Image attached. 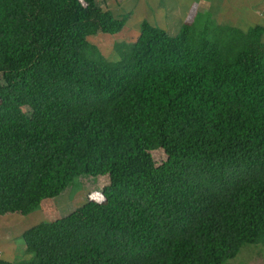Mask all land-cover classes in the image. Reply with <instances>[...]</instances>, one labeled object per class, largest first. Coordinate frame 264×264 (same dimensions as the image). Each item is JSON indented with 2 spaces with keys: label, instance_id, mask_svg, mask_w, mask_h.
Listing matches in <instances>:
<instances>
[{
  "label": "trees",
  "instance_id": "1",
  "mask_svg": "<svg viewBox=\"0 0 264 264\" xmlns=\"http://www.w3.org/2000/svg\"><path fill=\"white\" fill-rule=\"evenodd\" d=\"M127 19L97 0H0V215L110 176L102 200L22 233L27 264H226L264 241V26L218 41L144 21L111 61L95 41Z\"/></svg>",
  "mask_w": 264,
  "mask_h": 264
},
{
  "label": "rangeland",
  "instance_id": "2",
  "mask_svg": "<svg viewBox=\"0 0 264 264\" xmlns=\"http://www.w3.org/2000/svg\"><path fill=\"white\" fill-rule=\"evenodd\" d=\"M97 5L104 9L112 8L119 17L128 15L126 26L119 33L103 35L108 38L107 41L103 39L100 45L96 44L111 61L130 56L144 21L165 29L173 36L185 24H193L196 32L207 27L209 36L218 41L226 40L227 27L238 26L242 29L264 26V0H120L116 5H119L118 10L113 6V0H97ZM88 12L91 14L89 9ZM249 50L260 55L263 47L251 43ZM0 81L5 85L1 77ZM23 110L31 119H35L29 107ZM150 155L155 165H160L166 159L164 150L150 151ZM139 161L138 157H133L130 163ZM109 177L80 175L59 196L44 200L34 211L25 215L20 212L0 215V258L24 264L33 260L34 254L25 250L22 233L40 222L55 221L88 200H102V189L108 184ZM226 264H264V241L247 243Z\"/></svg>",
  "mask_w": 264,
  "mask_h": 264
},
{
  "label": "crops",
  "instance_id": "3",
  "mask_svg": "<svg viewBox=\"0 0 264 264\" xmlns=\"http://www.w3.org/2000/svg\"><path fill=\"white\" fill-rule=\"evenodd\" d=\"M120 0H113V6H115V9L116 10H118V8H119V5H118V7H116V5L118 4V2H119ZM125 1H127V0H124V2ZM128 2H130V1H128ZM121 5H122V3H121ZM112 6V7H113ZM123 7V6H122ZM107 9H109V10H111L112 11V8H110V7H106ZM113 12V11H112ZM113 14H114V12H113ZM115 16H118V13L117 14H114ZM126 26V25H125ZM124 26V27H125ZM165 30V29H164ZM166 31V30H165ZM138 35H139V33H138ZM112 36H114V35H112ZM103 39L104 40H106L107 41V37H105V36H103V35H100L99 36V38L97 39V43L100 45L102 42H103ZM136 40V39H135ZM135 42V41H134Z\"/></svg>",
  "mask_w": 264,
  "mask_h": 264
}]
</instances>
